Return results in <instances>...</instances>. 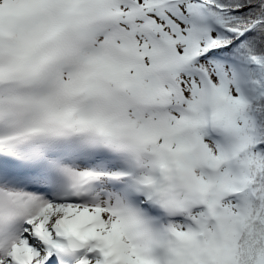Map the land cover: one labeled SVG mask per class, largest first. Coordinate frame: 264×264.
<instances>
[{"label":"snow or ice","instance_id":"obj_1","mask_svg":"<svg viewBox=\"0 0 264 264\" xmlns=\"http://www.w3.org/2000/svg\"><path fill=\"white\" fill-rule=\"evenodd\" d=\"M0 264H264V0H0Z\"/></svg>","mask_w":264,"mask_h":264}]
</instances>
